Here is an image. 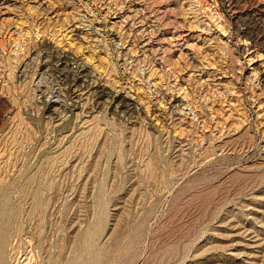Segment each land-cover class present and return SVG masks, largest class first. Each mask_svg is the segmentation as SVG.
I'll return each mask as SVG.
<instances>
[{
  "label": "rangeland",
  "instance_id": "obj_1",
  "mask_svg": "<svg viewBox=\"0 0 264 264\" xmlns=\"http://www.w3.org/2000/svg\"><path fill=\"white\" fill-rule=\"evenodd\" d=\"M0 256L264 264V0H0Z\"/></svg>",
  "mask_w": 264,
  "mask_h": 264
},
{
  "label": "bare ground",
  "instance_id": "obj_2",
  "mask_svg": "<svg viewBox=\"0 0 264 264\" xmlns=\"http://www.w3.org/2000/svg\"><path fill=\"white\" fill-rule=\"evenodd\" d=\"M220 24V23H219ZM13 228V227H12ZM20 231V230H19ZM8 234V233H7ZM2 247V246H1ZM3 254V253H2ZM92 255V254H91ZM1 257V256H0ZM75 264V263H74Z\"/></svg>",
  "mask_w": 264,
  "mask_h": 264
}]
</instances>
